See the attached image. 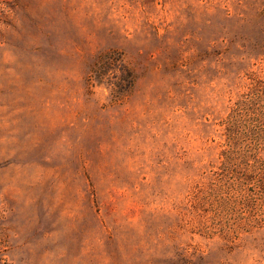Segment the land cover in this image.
I'll use <instances>...</instances> for the list:
<instances>
[{
	"label": "rangeland",
	"instance_id": "374dc122",
	"mask_svg": "<svg viewBox=\"0 0 264 264\" xmlns=\"http://www.w3.org/2000/svg\"><path fill=\"white\" fill-rule=\"evenodd\" d=\"M250 72L264 0H0V264H264L193 198Z\"/></svg>",
	"mask_w": 264,
	"mask_h": 264
},
{
	"label": "trees",
	"instance_id": "16d2710c",
	"mask_svg": "<svg viewBox=\"0 0 264 264\" xmlns=\"http://www.w3.org/2000/svg\"><path fill=\"white\" fill-rule=\"evenodd\" d=\"M247 75L246 89L219 122V164L193 195L209 232H234L241 222L253 227L264 206V77Z\"/></svg>",
	"mask_w": 264,
	"mask_h": 264
}]
</instances>
